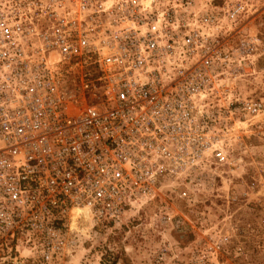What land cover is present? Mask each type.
Masks as SVG:
<instances>
[{"label": "built area", "instance_id": "built-area-1", "mask_svg": "<svg viewBox=\"0 0 264 264\" xmlns=\"http://www.w3.org/2000/svg\"><path fill=\"white\" fill-rule=\"evenodd\" d=\"M262 2L0 0V260L67 257L75 208L93 229L192 199L261 112L237 82Z\"/></svg>", "mask_w": 264, "mask_h": 264}, {"label": "rangeland", "instance_id": "rangeland-1", "mask_svg": "<svg viewBox=\"0 0 264 264\" xmlns=\"http://www.w3.org/2000/svg\"><path fill=\"white\" fill-rule=\"evenodd\" d=\"M239 42L254 50L237 90L262 108L240 115L226 139L230 161H209L207 182L192 199L166 191L120 224L80 233L78 246L52 264H264V2L240 23Z\"/></svg>", "mask_w": 264, "mask_h": 264}, {"label": "bare ground", "instance_id": "bare-ground-1", "mask_svg": "<svg viewBox=\"0 0 264 264\" xmlns=\"http://www.w3.org/2000/svg\"><path fill=\"white\" fill-rule=\"evenodd\" d=\"M71 229H76L79 233L88 235L91 229L90 214L85 208H75L71 213Z\"/></svg>", "mask_w": 264, "mask_h": 264}, {"label": "trees", "instance_id": "trees-1", "mask_svg": "<svg viewBox=\"0 0 264 264\" xmlns=\"http://www.w3.org/2000/svg\"><path fill=\"white\" fill-rule=\"evenodd\" d=\"M115 259L113 261H110L108 264H115ZM100 264H106V262L100 263Z\"/></svg>", "mask_w": 264, "mask_h": 264}]
</instances>
